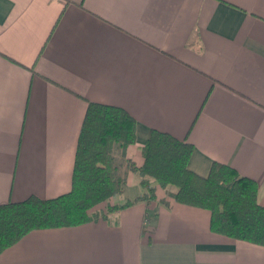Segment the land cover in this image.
<instances>
[{"label": "crops", "instance_id": "1", "mask_svg": "<svg viewBox=\"0 0 264 264\" xmlns=\"http://www.w3.org/2000/svg\"><path fill=\"white\" fill-rule=\"evenodd\" d=\"M89 102L136 119V166L151 131L168 133L193 144L191 171L226 164L264 207V0H0V205L71 190ZM141 181L129 171L96 220L33 230L0 264H264L173 186L151 180L156 200L107 213Z\"/></svg>", "mask_w": 264, "mask_h": 264}, {"label": "trees", "instance_id": "2", "mask_svg": "<svg viewBox=\"0 0 264 264\" xmlns=\"http://www.w3.org/2000/svg\"><path fill=\"white\" fill-rule=\"evenodd\" d=\"M137 141V121L124 108L89 102L78 138L71 190L52 199L31 196L0 205V254L33 230L75 227L99 215L96 206L122 194L127 173L142 177L145 193L114 213L138 201L156 200L155 187L176 188L172 195L182 205L208 210L211 230L219 235L264 247V207L258 203V185L223 163L213 162L200 176L188 167L193 144L152 130L142 151L141 167L126 158ZM106 217L105 214L102 215Z\"/></svg>", "mask_w": 264, "mask_h": 264}]
</instances>
